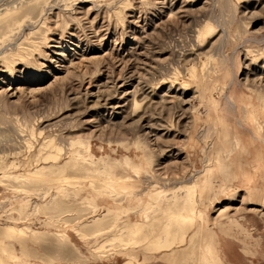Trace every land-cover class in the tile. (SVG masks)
I'll return each instance as SVG.
<instances>
[{"label": "rangeland", "instance_id": "1", "mask_svg": "<svg viewBox=\"0 0 264 264\" xmlns=\"http://www.w3.org/2000/svg\"><path fill=\"white\" fill-rule=\"evenodd\" d=\"M0 19L3 264H264V0H0ZM194 185L192 246L110 231Z\"/></svg>", "mask_w": 264, "mask_h": 264}, {"label": "bare ground", "instance_id": "2", "mask_svg": "<svg viewBox=\"0 0 264 264\" xmlns=\"http://www.w3.org/2000/svg\"><path fill=\"white\" fill-rule=\"evenodd\" d=\"M16 11H18V9L11 8L7 11V14L2 17H10V14H13V12ZM18 15L19 13L16 14V16ZM213 29L214 28L211 25H207L205 29L202 30L201 34L205 32L211 34L213 32ZM16 55L22 57V52L19 51V53H17ZM138 106L139 105L136 104V107ZM49 148H51L50 143L45 142L40 151L39 160L51 161L53 163V166L57 165L52 171L58 173L62 168L68 166V163L60 167L57 162L59 154L48 152L47 149ZM43 153H46V155L44 156ZM74 163L78 164L79 166L77 160H75ZM92 167H94V169H92V173L96 174V176L92 177L93 179H97L100 176L99 170L102 171V169H96V163H92ZM47 169L51 168L47 167L42 170H38L35 175L43 178L47 177L45 174V171ZM108 175L109 177L107 178V180H103V185L106 186V190H111L110 193H117L118 188L122 189L124 192H128L129 190H131L129 189V186L127 184L128 181L115 179L112 174ZM5 178L9 177L5 175ZM205 181L206 183L203 184V186L199 190L201 192V194L199 195L200 198H202L203 195L208 193V190L212 188L209 187L210 184L207 178ZM197 188L199 187L196 185L191 188L182 187L181 192L184 194H179V192H177L173 196H171L170 199L167 198V195H164L155 199V202H148L147 206H145V204V207L143 206L144 209H142L141 211H139L140 209L138 211L133 210V214L139 213L142 216V220H136L135 223H132V221H124L122 219L123 215L128 212H132V210L127 208L123 209V211H119L113 218L110 231L113 232L112 234L119 235L121 238H127L133 245H140L145 254L162 252L164 250H172L174 247H178L179 245L184 244L186 241H188L189 238V241H191L190 246H192L195 236L199 234V231L196 232L195 230H193L197 213L196 205H198L195 195V190ZM160 216L162 217V219H159ZM4 228L5 230H14L15 227L13 228L10 225H5ZM15 232L16 237L18 238L24 237L27 234H31L27 229H23L20 227L16 229ZM192 234L193 236L191 237ZM0 264H3L1 259Z\"/></svg>", "mask_w": 264, "mask_h": 264}]
</instances>
